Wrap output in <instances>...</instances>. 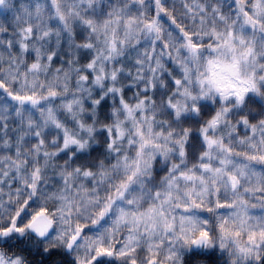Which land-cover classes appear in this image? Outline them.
Returning <instances> with one entry per match:
<instances>
[{
	"label": "clouds",
	"instance_id": "1",
	"mask_svg": "<svg viewBox=\"0 0 264 264\" xmlns=\"http://www.w3.org/2000/svg\"><path fill=\"white\" fill-rule=\"evenodd\" d=\"M0 264H264V0H0Z\"/></svg>",
	"mask_w": 264,
	"mask_h": 264
},
{
	"label": "snow or ice",
	"instance_id": "2",
	"mask_svg": "<svg viewBox=\"0 0 264 264\" xmlns=\"http://www.w3.org/2000/svg\"><path fill=\"white\" fill-rule=\"evenodd\" d=\"M98 251H104V249H98Z\"/></svg>",
	"mask_w": 264,
	"mask_h": 264
}]
</instances>
